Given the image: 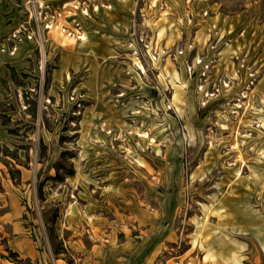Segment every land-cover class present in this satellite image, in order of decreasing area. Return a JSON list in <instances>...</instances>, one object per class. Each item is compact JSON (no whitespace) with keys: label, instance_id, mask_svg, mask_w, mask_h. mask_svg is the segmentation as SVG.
<instances>
[{"label":"rangeland","instance_id":"obj_1","mask_svg":"<svg viewBox=\"0 0 264 264\" xmlns=\"http://www.w3.org/2000/svg\"><path fill=\"white\" fill-rule=\"evenodd\" d=\"M13 1L0 264H264V0H42L72 50Z\"/></svg>","mask_w":264,"mask_h":264},{"label":"built area","instance_id":"obj_2","mask_svg":"<svg viewBox=\"0 0 264 264\" xmlns=\"http://www.w3.org/2000/svg\"><path fill=\"white\" fill-rule=\"evenodd\" d=\"M27 3L29 4L28 11L30 14V20H34L36 29L29 31L28 33L24 32V37L26 39L28 40H33L34 38L36 39L37 34H39L40 38L39 39L37 38L39 41V44L41 46H44L43 33L46 31L48 34L53 26L60 25L61 24L60 20L64 16L66 22H68L69 25L63 24L61 26L63 31L69 33L70 35L75 36L77 40H81V41L85 40V37H86L85 31H83L82 27L75 19V15H77L78 13L77 10L79 9L78 6H74V8L68 9V10H66V8H63L62 10L60 8L54 7L50 3L42 2V0H29ZM82 14L85 16H89L88 8L82 9ZM21 28L26 30L25 25H22ZM20 30L16 31L15 34L13 35L14 37L13 45L11 46L8 45V47H5L6 45H4L2 47V51L8 50L10 54H15L17 52L18 44L22 42L24 39L22 36V32ZM201 63L203 64V60L199 61V64ZM210 66H211V63L204 64L205 73L209 70Z\"/></svg>","mask_w":264,"mask_h":264},{"label":"crops","instance_id":"obj_3","mask_svg":"<svg viewBox=\"0 0 264 264\" xmlns=\"http://www.w3.org/2000/svg\"><path fill=\"white\" fill-rule=\"evenodd\" d=\"M15 3H17V1L0 0V37L5 34V32H10L12 29L18 27L24 18L25 9L22 6H19V3ZM13 4L17 6H13ZM218 19L221 21L220 25H224V23L227 24L226 20L220 15H217V20ZM217 20L213 19L211 23H214ZM24 51L26 50L22 49L21 56L23 57L25 56ZM1 52L2 51L0 50V75L2 72L5 73L2 65L11 60L9 56L5 55V53L3 54L4 51Z\"/></svg>","mask_w":264,"mask_h":264},{"label":"bare ground","instance_id":"obj_4","mask_svg":"<svg viewBox=\"0 0 264 264\" xmlns=\"http://www.w3.org/2000/svg\"><path fill=\"white\" fill-rule=\"evenodd\" d=\"M49 38L54 40L56 43H58L60 46L72 50L71 47H73L77 43V39L75 36L70 35L69 33H65L63 29L61 28V25H55L52 27V29L49 32ZM87 37H85L86 39ZM45 61V57H44ZM227 129V127H224ZM109 133V132H108ZM137 136L143 137V138H148L149 134L144 133V134H137Z\"/></svg>","mask_w":264,"mask_h":264},{"label":"trees","instance_id":"obj_5","mask_svg":"<svg viewBox=\"0 0 264 264\" xmlns=\"http://www.w3.org/2000/svg\"><path fill=\"white\" fill-rule=\"evenodd\" d=\"M14 70V69H13Z\"/></svg>","mask_w":264,"mask_h":264}]
</instances>
